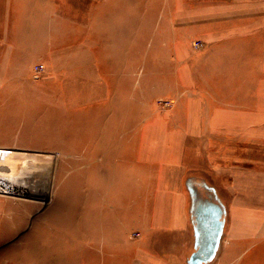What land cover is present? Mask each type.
<instances>
[{
	"label": "rangeland",
	"instance_id": "374dc122",
	"mask_svg": "<svg viewBox=\"0 0 264 264\" xmlns=\"http://www.w3.org/2000/svg\"><path fill=\"white\" fill-rule=\"evenodd\" d=\"M202 13L201 23L178 20ZM221 29L253 32L259 40L253 44L260 45L264 0H0V147L8 149L0 153V173L18 179L0 186L12 192L6 264H54L21 258L68 251L70 225L84 223L91 188L126 160L134 133L122 126L138 125L148 102L160 103L175 88L174 64L183 57L178 46L188 45L193 60H208L202 53L213 42L204 36ZM258 54L264 58L262 50L249 55ZM102 126L120 131L122 150L116 142L98 148L95 130ZM257 168L256 190L264 184ZM196 179L216 191L220 186L227 205L226 188L204 168L190 173L186 186ZM219 201L214 207L224 220ZM202 209L198 218L209 207Z\"/></svg>",
	"mask_w": 264,
	"mask_h": 264
},
{
	"label": "crops",
	"instance_id": "0c3cea01",
	"mask_svg": "<svg viewBox=\"0 0 264 264\" xmlns=\"http://www.w3.org/2000/svg\"><path fill=\"white\" fill-rule=\"evenodd\" d=\"M222 12L225 16L221 19H226L227 10ZM205 16L188 14L178 20L188 21L184 23L187 26L205 21ZM7 33L12 36V26ZM204 37L213 42L202 53H209L208 60L205 55L200 61L191 59L189 46L175 43L183 57L174 64L175 88L164 98L172 107H158L156 100L148 102L138 125L122 126V131L132 127L127 132L134 133L126 160H117L122 169L107 178L102 176L98 188H91L84 223L70 225L74 232L69 236L68 251L39 252L35 258L22 254V260H53L54 264L65 260L67 264H264V184L254 189L258 172L253 171L257 166L261 181L264 179V58L249 55L264 52V40L255 46L253 42L259 40L253 39V32L242 29H221ZM22 50L23 46L17 54L21 56ZM98 129L101 151L110 142H116L115 150H122L119 130L107 126ZM6 149L2 145L0 153ZM238 151H243V156H238ZM199 168L226 188L227 205L222 203L220 186L216 191L203 179L186 186L188 175ZM0 176V186L18 181L14 174L10 179L4 173ZM7 188H0V261L5 264L12 260L5 250L13 241L12 192ZM98 197L99 202L95 200ZM201 197H211L216 203L220 200L227 214L224 233L207 261L196 249L193 206L196 199L207 200Z\"/></svg>",
	"mask_w": 264,
	"mask_h": 264
},
{
	"label": "water",
	"instance_id": "95a60500",
	"mask_svg": "<svg viewBox=\"0 0 264 264\" xmlns=\"http://www.w3.org/2000/svg\"><path fill=\"white\" fill-rule=\"evenodd\" d=\"M215 202L214 199L210 202H199L196 199L193 206V216L195 218L194 221L196 222L195 231L197 236L196 249L197 252L204 255L202 259L203 261L212 258L222 235L223 220L220 218L221 209L214 207ZM202 205H207L209 209L205 210L207 213L206 215H201V218H198L197 214L204 212L202 211ZM217 205L218 204L216 203V206Z\"/></svg>",
	"mask_w": 264,
	"mask_h": 264
},
{
	"label": "built area",
	"instance_id": "2783aa9c",
	"mask_svg": "<svg viewBox=\"0 0 264 264\" xmlns=\"http://www.w3.org/2000/svg\"><path fill=\"white\" fill-rule=\"evenodd\" d=\"M195 46H199V42L198 43H195ZM161 102L159 103L158 101H156V104L158 107H161V108H165V109H168V108H171L173 103L170 101V100H160ZM134 237L138 236V234H133Z\"/></svg>",
	"mask_w": 264,
	"mask_h": 264
}]
</instances>
